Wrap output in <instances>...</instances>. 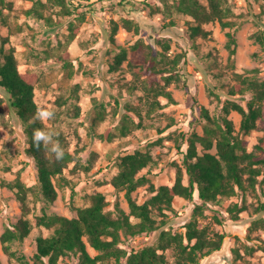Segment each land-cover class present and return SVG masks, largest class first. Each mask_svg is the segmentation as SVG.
Masks as SVG:
<instances>
[{
    "label": "rangeland",
    "instance_id": "374dc122",
    "mask_svg": "<svg viewBox=\"0 0 264 264\" xmlns=\"http://www.w3.org/2000/svg\"><path fill=\"white\" fill-rule=\"evenodd\" d=\"M3 1L0 36L8 39L6 47L14 48L18 71L37 79V109L44 107L54 112L51 119L41 120V129L56 133L54 139L73 157L62 171L63 180L53 178L56 199L48 205L29 203L32 229L21 243L13 245L28 259L35 252L36 238L49 234L45 228L35 226L33 216L41 214L40 207L47 213L73 218L75 208L88 204L89 195L102 193L107 201L106 210L113 216L116 207L128 213L124 191L111 185L118 157L136 150L149 151L153 156L156 164L139 173L147 182L132 194L139 203L143 202L149 197V185L173 184L176 165L181 164V152L186 150L183 137L192 132L202 134L205 121L200 116L201 107L217 116L225 100L245 106L249 95L227 96L221 84L233 85L239 75L255 76L264 83V44L251 38L264 33V0H225L237 16L234 21L239 23L232 66L226 32L233 28H222L214 21L204 25L208 36L191 39L187 29L193 19L173 8L176 0H76L82 6L83 18L64 14L66 10L55 5V0ZM30 9L32 14H26ZM126 19L131 22L130 29L126 28ZM113 22L118 25L114 45L109 41ZM136 44L139 48L133 50ZM165 44L168 50L164 54L171 59L179 57L175 71L180 79L167 88L172 102L159 97V106L148 114L141 100L142 91L137 89L131 94L126 83L136 73L141 80L162 84L160 75L148 77L150 63L144 54L162 52ZM121 48L127 51L128 60L123 62L121 72H109L112 57ZM7 99L0 87V233L11 229L22 215V205L12 185L20 182L37 189L36 165L26 153L29 144L25 124L8 106ZM228 119L238 130L240 115L232 111ZM123 120L130 132L120 137ZM137 123L140 125L136 126ZM243 142L248 152L264 159V107L256 129L244 136ZM28 198L32 199V194ZM196 201L176 197L172 210L157 219L165 222L164 229L183 234ZM234 204L244 210L231 214L228 208ZM262 206V174L256 178L253 189L224 199L220 205H207L201 225H208L210 231L223 234L224 238L220 250L201 257L198 264H264V229L257 223L264 219ZM158 234L159 230L137 237L122 236L121 247L154 245ZM87 249L95 255L92 248ZM166 257L173 262L170 251ZM0 262L11 264L1 246ZM58 264H79L78 255L63 256Z\"/></svg>",
    "mask_w": 264,
    "mask_h": 264
},
{
    "label": "trees",
    "instance_id": "16d2710c",
    "mask_svg": "<svg viewBox=\"0 0 264 264\" xmlns=\"http://www.w3.org/2000/svg\"><path fill=\"white\" fill-rule=\"evenodd\" d=\"M248 1V0H247ZM4 1L0 0L2 4ZM225 0H176L173 8L183 15L189 16L193 22L188 26L191 39L196 36L206 37L208 31L204 25L217 21L222 28H233L226 32L229 51V64L233 65L236 48L235 31L239 23L234 21L237 16L226 5ZM55 5L66 10L64 14H73L83 18V10L76 0H55ZM90 6H84L88 9ZM69 8V11L67 10ZM32 14V10L26 11ZM126 28L130 29L131 22L124 20ZM118 25L113 22L110 28L109 41L114 45ZM255 42L264 44V33L251 35ZM9 41L0 36V87L7 94L8 106L14 111L17 118L25 124L28 136L26 153L34 160L36 165V190L25 187L20 182L12 185L16 189L17 199L22 205V215L12 226L0 233V246L4 255L11 264H58L60 258L70 253L78 255L79 264H198L201 257L221 248L224 235L209 230L208 225H201L200 218L207 205H220L224 199L244 194L247 189L254 188L256 178L263 175L264 159H258L253 152L245 148L243 137L256 129L257 121L262 115L264 107V83L255 76L237 77L233 85L220 87L227 96L249 95L245 106L225 100L220 107V114L211 116L207 109L200 108V116L204 119L202 134L195 132L183 137L186 150L181 152V164L176 165L175 179L171 186L160 185L148 187L149 197L139 203L132 194L139 186L144 185L147 179L139 173L156 164L149 151L136 150L118 157L115 161L116 174L111 179L112 187L117 191H124L128 205V213L116 207L115 216L106 210L107 201L104 194L94 193L88 196V204L75 208L76 216L66 218L47 213L40 207V215H34L35 226L43 227L49 231L46 236L36 238L35 252L31 259L13 248L14 243H21L32 229L29 219L30 206L33 202L52 203L57 196L53 178L63 180L62 171L73 157L65 151L64 157L57 161L54 153L48 152L41 143L36 148L32 142L34 129L42 128L41 120L35 118L37 105L34 100V90L37 79L32 74L20 73L15 57L14 48L6 47ZM139 48L136 44L133 50ZM168 50V45L163 46L162 52L154 55L145 51V57L150 63L148 77L160 75L162 84L153 80H141L133 73L131 82L126 83L129 93L134 94L137 89L142 91L141 100L147 106L146 113L159 106V97L172 102L168 86L180 79L175 71L179 57L169 58L163 51ZM128 60V53L121 48L112 57L109 72L122 71L123 62ZM237 112L241 119L238 130L228 119L230 112ZM135 112L138 113L137 110ZM137 123L136 126H139ZM130 132V127L122 121L119 136L125 137ZM214 148V153L210 150ZM184 176L186 183H184ZM61 186L60 183H57ZM32 194V199L28 198ZM73 189L69 199H73ZM176 197L193 201L196 199L191 217L184 225L185 231L172 233L163 228L166 212L172 210ZM244 210L237 204L228 208V212L236 214ZM264 207L262 206V209ZM237 218V215H233ZM264 229V219L258 222ZM159 230L156 242L151 246L126 249L121 247L122 236L137 237L147 235ZM87 246L96 253L91 255ZM170 251L173 262L167 260L166 252ZM46 260V263H45ZM0 264H2L0 262Z\"/></svg>",
    "mask_w": 264,
    "mask_h": 264
},
{
    "label": "clouds",
    "instance_id": "9594fccd",
    "mask_svg": "<svg viewBox=\"0 0 264 264\" xmlns=\"http://www.w3.org/2000/svg\"><path fill=\"white\" fill-rule=\"evenodd\" d=\"M54 116V112L48 108L40 107L35 113V118L39 120H48ZM56 133L52 131H46L44 129H34L32 133V142L36 148L41 147L43 143L48 152L54 153L57 161L64 157L65 149L61 146L60 142L54 139Z\"/></svg>",
    "mask_w": 264,
    "mask_h": 264
}]
</instances>
